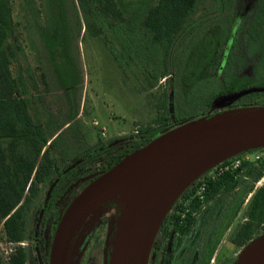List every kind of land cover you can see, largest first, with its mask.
I'll use <instances>...</instances> for the list:
<instances>
[{"label":"trees","instance_id":"1","mask_svg":"<svg viewBox=\"0 0 264 264\" xmlns=\"http://www.w3.org/2000/svg\"><path fill=\"white\" fill-rule=\"evenodd\" d=\"M194 4L195 0H24L22 8L29 11L30 19L27 22L35 28L40 47L47 55L60 84L66 87L73 81L69 66L73 61V49L76 48L75 36L81 28L97 36L108 27L114 28L129 13V19L138 25L142 35L150 43L161 47L166 54L176 36L187 25V17ZM252 9L249 26L242 32L243 35L247 34V39L234 53L243 61L242 65L235 57L232 58L233 44L247 13H234L226 23L230 25L227 28L212 24L203 30L185 59V66H191L182 79V87L185 92H189V102L198 108L188 113L187 118L177 121L164 116V121L157 118L160 124L139 127L140 134L133 135L132 139L110 143L101 157L102 162L93 167L98 169L96 174L128 151L184 120L222 109L264 105V0H256ZM17 24L12 0H0V232L5 240L10 241L33 240V234L36 232V235L41 236L45 225L53 228L63 209L56 207L59 196L65 192L68 184H74L84 172L81 169L84 153L62 165L54 161L50 152L53 141L47 142L48 137L69 120L57 123L55 129L48 133L34 113V84L32 81L27 82L31 78V71L25 74L19 62ZM239 66L245 67L246 71H238ZM229 68L232 69L230 74L226 72ZM167 74L166 71L162 72L163 76ZM236 92L241 94L223 105L212 106L215 97ZM116 139H107L102 143ZM87 161L90 163L92 160ZM244 165H248L246 183H241L233 196L226 209L227 216L222 218L213 240L207 241L206 258L252 183L264 172L263 163L251 165L242 159L236 169L205 180V186L199 194L191 195L198 187L202 173L183 189L189 188L183 198V201H188L189 210L199 207L201 203L206 206L201 213L204 215L205 230L208 231V220L213 210L224 205V197L233 188ZM75 190L68 193L69 197ZM248 214L257 219L264 216V177L262 184L250 197ZM249 227L250 223H242L240 231L232 233L231 240L244 244L251 238ZM26 255L25 249L18 245L15 251L9 253L5 264H27ZM34 259L37 262L35 253Z\"/></svg>","mask_w":264,"mask_h":264},{"label":"rangeland","instance_id":"2","mask_svg":"<svg viewBox=\"0 0 264 264\" xmlns=\"http://www.w3.org/2000/svg\"><path fill=\"white\" fill-rule=\"evenodd\" d=\"M23 1L12 0L13 16L18 21L19 62L24 67L25 74L31 71V78L27 82L32 81L34 84L32 98L35 104L32 109L48 133L55 129L57 123L69 120L47 140L53 141L50 152L55 163L62 165L70 162L74 156L86 153L100 141L118 137H124L123 140L132 139L133 135L140 134L139 127L160 124L157 118L161 121H164L163 116L173 121L187 118L188 113L198 108L189 102V92H185L182 87V79L186 77L191 66H185L189 50L209 25L221 24L225 29L230 26L226 23L232 14L247 13L238 33L235 34L233 44L232 58L235 57V60L241 63L239 65H242L243 61L234 53L247 39V34L243 35L242 32L249 26L254 9L252 6L256 0H195L194 8L187 17V25L176 36L166 54L161 47L150 43L147 37L142 35L138 25L129 19V13L119 23L116 22L114 28L108 27L97 36H92L81 28L75 36L76 48L73 49V61L69 66L73 81L66 87L60 84L47 55L40 47V38L35 28L27 22L30 16L29 11L22 8ZM243 66H239L238 71L245 72L246 68ZM231 70L229 68L226 72L230 74ZM163 71L168 74L163 76ZM235 157H238L240 162L245 159L251 165L262 162L264 170V146L245 150L235 154ZM99 160H92L90 165H97ZM87 164L89 161L83 162V165ZM247 167L248 165H244L239 171L241 175L236 178L233 188L224 197V205L213 210L214 213L208 220V231L201 230L199 233L200 253L204 244L213 240L221 218L241 183H246ZM262 180L261 175L252 183L215 245L216 258L222 259L225 256L228 264L243 249L246 242L264 231V216L257 219L248 214L250 197L262 184ZM75 185L59 196L57 208L67 201L68 193ZM109 205L113 206L112 222L105 234L103 235L98 227L85 247L79 248L81 240L84 239L83 231ZM121 206V196L112 194L105 199H98L82 219L71 241L72 249L77 251L76 264H87L89 255L94 262L97 261L102 245L106 249L108 242L111 249ZM244 222L250 223L251 238L240 245L231 240V235L235 231L239 232V226ZM22 241L21 244L11 243L5 240L0 232L1 264L6 263L9 253L15 251L18 245L27 253V264H36L32 240Z\"/></svg>","mask_w":264,"mask_h":264},{"label":"water","instance_id":"3","mask_svg":"<svg viewBox=\"0 0 264 264\" xmlns=\"http://www.w3.org/2000/svg\"><path fill=\"white\" fill-rule=\"evenodd\" d=\"M241 94L215 97L220 106ZM264 146V105L207 112L184 120L128 151L80 187L60 211L46 264H73L78 225L98 199L116 193L122 206L103 264H146L156 229L179 193L220 160ZM135 182V185H133ZM229 264H264V231Z\"/></svg>","mask_w":264,"mask_h":264},{"label":"flooded vegetation","instance_id":"4","mask_svg":"<svg viewBox=\"0 0 264 264\" xmlns=\"http://www.w3.org/2000/svg\"><path fill=\"white\" fill-rule=\"evenodd\" d=\"M124 137H119L115 141L105 142L100 141L96 146H93L89 151L84 153L82 156V162L87 161L88 159H100L97 165H83L81 168L84 172L79 175L78 179L74 184L76 189L72 195L76 193V191L83 186L89 179H91L97 172V168L93 169L94 166H99L102 162L103 153L109 148L111 144L120 143L123 141ZM122 139V140H120ZM129 140V139H128ZM111 143V144H110ZM100 149V150H99ZM99 150V151H98ZM88 155V156H87ZM205 172V171H204ZM202 172V174L204 173ZM84 182V183H83ZM82 185L80 186V184ZM135 185V184H133ZM73 186V184L71 185ZM70 184L66 186V190L68 191L71 188ZM72 189V190H73ZM65 190V191H66ZM201 190H198V187L191 194L192 196L195 194H199ZM189 192V188L179 194L178 198L171 204L168 211L163 216L160 221L156 232L153 236L148 256L146 260V264H226L225 256L222 259L216 258L215 247L210 252L208 257L206 258V246L209 243L204 244V249L202 248V252L200 253V242H199V233L202 230H205V221L203 212L205 211L206 206L201 203L199 207L189 210L188 201H183L185 194ZM70 196V195H68ZM67 196V198H68ZM71 197H69L70 199ZM67 201L63 203L61 206L64 207ZM112 205H109L105 208L103 212H101L98 217L91 222V224L86 227L83 231V240H81L79 244V248L87 244L88 240L94 236V231L98 227H100L103 235L107 231L108 226L111 225V218L113 214ZM60 208V209H61ZM227 216V210H225L222 218L224 219ZM221 218V220H222ZM229 225V224H228ZM54 228V227H53ZM53 228L50 229L48 225H45L41 231V236L36 235V232L33 234V246L35 249V255L37 257L36 264H46L47 252L49 247V242L51 238V234ZM202 228V229H201ZM220 228V224L218 225L217 230ZM224 231V230H222ZM222 233V232H221ZM103 243V242H102ZM109 245H102L99 253V258L97 261H93V259L88 256L87 264H103L104 255L106 257L110 251V242ZM76 256L74 258L73 264L77 263ZM228 264V263H227Z\"/></svg>","mask_w":264,"mask_h":264},{"label":"built area","instance_id":"5","mask_svg":"<svg viewBox=\"0 0 264 264\" xmlns=\"http://www.w3.org/2000/svg\"><path fill=\"white\" fill-rule=\"evenodd\" d=\"M239 165H240V159L238 157H235V154L230 155L220 160L219 162H217L216 164H214L213 166L205 170V172L200 178L201 181L198 185V190H202L204 188L205 180L213 179L216 176L223 173L224 171H232L236 169ZM263 177H264V174H262V178ZM9 242L15 243V244H21L23 241L22 240H18V241L9 240Z\"/></svg>","mask_w":264,"mask_h":264},{"label":"bare ground","instance_id":"6","mask_svg":"<svg viewBox=\"0 0 264 264\" xmlns=\"http://www.w3.org/2000/svg\"><path fill=\"white\" fill-rule=\"evenodd\" d=\"M134 184H135V182H134Z\"/></svg>","mask_w":264,"mask_h":264}]
</instances>
